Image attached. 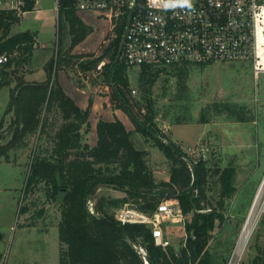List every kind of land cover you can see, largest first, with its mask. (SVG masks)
Returning <instances> with one entry per match:
<instances>
[{"label":"trees","instance_id":"16d2710c","mask_svg":"<svg viewBox=\"0 0 264 264\" xmlns=\"http://www.w3.org/2000/svg\"><path fill=\"white\" fill-rule=\"evenodd\" d=\"M21 4L15 8L0 9V55L7 54L9 61L0 64L1 85L12 88L9 111H13L10 125L11 138L0 142V157L10 159V151L30 135H37V145L29 164L26 192L44 183L48 197L61 202V219L58 224L59 239L64 245L60 264H144L135 245L143 246L150 264H227L228 255H217L210 251L216 222L225 220L226 200L237 191L232 167L221 168L219 163L208 160L188 162L186 153L176 143H166L156 132L154 120L157 115L151 107L137 103L138 114L131 108L132 95L127 76L128 67L117 60L125 26L120 24L110 32L106 52L90 61L81 63L83 70H95L101 65L105 82L113 85L111 103L125 112L134 125L128 130L124 122L114 119H99L96 124L97 141L94 146L84 141V133L91 128L90 113L82 109L65 93L59 82L51 80L54 66L60 69L61 61L50 59L44 65L45 81H26L19 71L28 67L35 56L36 38L31 31L13 32L21 23L25 12L34 10L37 0H16ZM64 3L59 18L71 25V32L82 26L78 12ZM264 31V27L262 28ZM81 35L87 31L82 29ZM111 37V38H110ZM263 51H264V35ZM79 40L73 37V42ZM59 54L61 55L60 51ZM63 60L64 57H63ZM188 64L171 66L178 71L177 99L187 98ZM171 67H140V88L145 101L151 103L152 88L164 70ZM229 116L240 122L249 118L227 106ZM56 113L62 120L53 138V145L45 146L48 130L54 124L50 115ZM189 116H178L174 124L188 123ZM203 122H207L205 116ZM84 130V132H83ZM140 134L146 142L152 141L171 162L169 180H158L148 162V151L136 146L133 136ZM1 139V137H0ZM216 180L220 186L216 204L210 197V184ZM101 186L125 192L124 197L100 194ZM177 200L184 221L185 240L180 247L169 245L167 251L155 244L152 227L144 223L121 224L116 211L125 204L152 216L161 202ZM94 203V213L89 209ZM22 209L21 212H25ZM110 222L115 229L103 221ZM165 229V226H164ZM166 236V234H165ZM229 249L226 251L229 253Z\"/></svg>","mask_w":264,"mask_h":264},{"label":"rangeland","instance_id":"374dc122","mask_svg":"<svg viewBox=\"0 0 264 264\" xmlns=\"http://www.w3.org/2000/svg\"><path fill=\"white\" fill-rule=\"evenodd\" d=\"M9 5V1L2 0L0 9ZM38 8V11L25 16L23 13L21 23L13 32L21 29L34 31L46 47L41 49L40 44H34L33 62L20 69L18 75L23 74L26 79L28 73L40 65L44 68L50 59L54 63L60 60V69L54 66L51 80L59 82L65 93L82 109L89 110L91 128L84 133V141L91 146L97 141L96 124L99 119L119 117L128 130H134L128 115L117 109L115 102L110 101L114 86L105 82L101 71V65L108 62L110 56L95 70L86 71L81 67L82 62L106 52L110 44L107 40L111 29L110 18L100 12H78L82 26L77 27L78 32L72 33L71 25L59 18L54 0H40ZM119 24L125 26V35L126 21ZM82 29L87 31L85 36L81 35ZM73 37L79 40L73 42ZM41 60H44L43 64ZM259 66L264 72V53ZM188 70L186 99H177L179 70L171 67L159 76L152 88L150 103L145 101L140 88L141 68H128L133 103L131 108L138 114L137 103L151 107L157 115L154 120L157 134L164 137L166 143L179 145L186 153V161L208 160L210 164L219 163L221 168L235 169L237 191L226 200L224 222L221 225L216 222L211 252L226 254L230 258L260 194L240 264H264V73L256 78L252 60L203 66L189 64ZM16 78L10 79L9 86L1 85L0 80V142L3 143L12 134L10 125L14 114L9 111L8 105L12 88L17 83ZM227 106L247 115L249 121L232 119ZM178 116H189L192 120L174 124ZM203 116L207 122H203ZM50 117L54 124L48 130L47 141H44L46 147L53 145L52 137L62 123L58 114L52 113ZM133 140L136 146L148 151V162L156 178L169 180L171 162L165 154L152 141L146 142L140 134H135ZM37 141V135L27 136L17 149L10 151L8 161L0 157V264H60L64 248L58 228L61 202L48 197L44 183L25 191L29 164ZM215 181L210 184L212 190L209 195L216 204L220 186ZM98 193L118 198L126 195L125 192L107 186H101ZM127 207L136 208L130 204ZM23 208L25 212H21ZM163 221L171 245L180 247L185 240L183 224ZM228 249L229 253L226 252Z\"/></svg>","mask_w":264,"mask_h":264},{"label":"built area","instance_id":"2783aa9c","mask_svg":"<svg viewBox=\"0 0 264 264\" xmlns=\"http://www.w3.org/2000/svg\"><path fill=\"white\" fill-rule=\"evenodd\" d=\"M7 1L8 8L18 7L16 2L21 4ZM64 3L77 12L106 14L111 21L110 32L126 21L121 60L128 68L252 60L256 78L264 73L258 65L264 0H190V7L183 0H55L57 11ZM8 61L7 54L0 55L1 65ZM127 205L116 211V219L121 224L150 225L155 244L167 251L171 243L165 236L163 220L183 225L185 221L178 201L161 202L152 216ZM89 209L94 213L92 201ZM247 242L241 234L227 264L241 263ZM135 249L144 264H150L147 250L141 245Z\"/></svg>","mask_w":264,"mask_h":264},{"label":"crops","instance_id":"0c3cea01","mask_svg":"<svg viewBox=\"0 0 264 264\" xmlns=\"http://www.w3.org/2000/svg\"><path fill=\"white\" fill-rule=\"evenodd\" d=\"M39 2H40V0H37V2H36V5H35V7H34V10L33 11H30V12H25L24 13V16L25 15H27L28 13H32V12H34V11H38L39 10V8H38V4H39ZM54 2H55V0H54ZM57 10V9H56ZM59 15V14H58ZM21 31H27V30H25V29H21ZM29 31H31V30H29ZM18 32H20V31H18ZM32 33H34L35 34V38H36V44H40V48L42 49V48H44V47H46L45 46V42H40L39 41V37H38V34L36 33V32H34V31H31ZM263 57V56H262ZM41 64H43L44 63V60H41V62H40ZM44 68H43V66L42 65H40V66H38V67H36V70H33L31 73H28V75L26 76V81H45L46 80V78H47V74H46V71H45V69L43 70ZM107 102V101H106ZM119 118V117H118ZM110 119H114L113 117L112 118H110Z\"/></svg>","mask_w":264,"mask_h":264},{"label":"bare ground","instance_id":"6f19581e","mask_svg":"<svg viewBox=\"0 0 264 264\" xmlns=\"http://www.w3.org/2000/svg\"><path fill=\"white\" fill-rule=\"evenodd\" d=\"M260 31H262V29H260ZM262 41H263V39H262V36L260 35V40H259L258 50H259V55H260L261 59H262V56H263V53H264V51H263V46H262V44H263ZM261 59L259 60L258 65H260V61H261ZM259 198H260V194H258L257 201H256V203H255V205H254V207H253V210H252V212H251V214H250V216H249V218H248V220H247V222H246V224H245V227H244V229H243V231H242V236H243V238H244V240H245L246 242L248 241L249 236H250V235H249V234H250V232H249V227H250V224H251V222H252V220H253V213H254V211H255V207H256V204H257Z\"/></svg>","mask_w":264,"mask_h":264},{"label":"water","instance_id":"95a60500","mask_svg":"<svg viewBox=\"0 0 264 264\" xmlns=\"http://www.w3.org/2000/svg\"><path fill=\"white\" fill-rule=\"evenodd\" d=\"M130 21L127 22V26L129 25ZM125 39H126V35H123L122 38H121V42H120V47H119V51H118V57H117V60H120L121 58V55H122V51H123V48H124V44H125ZM169 145L171 147H174L172 145V143H169ZM102 221L108 226L110 227L111 229H115V227L108 221H106L104 218H102Z\"/></svg>","mask_w":264,"mask_h":264},{"label":"clouds","instance_id":"9594fccd","mask_svg":"<svg viewBox=\"0 0 264 264\" xmlns=\"http://www.w3.org/2000/svg\"><path fill=\"white\" fill-rule=\"evenodd\" d=\"M183 3L188 4L189 7L191 6L190 0H183Z\"/></svg>","mask_w":264,"mask_h":264}]
</instances>
